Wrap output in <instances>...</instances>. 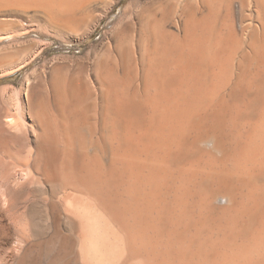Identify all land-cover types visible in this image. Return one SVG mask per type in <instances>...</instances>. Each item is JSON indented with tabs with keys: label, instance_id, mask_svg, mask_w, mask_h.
<instances>
[{
	"label": "rangeland",
	"instance_id": "374dc122",
	"mask_svg": "<svg viewBox=\"0 0 264 264\" xmlns=\"http://www.w3.org/2000/svg\"><path fill=\"white\" fill-rule=\"evenodd\" d=\"M259 4V0H0V160L2 159L0 161V170L3 173L5 172L6 167V171H9L7 166L10 164L9 161H12L13 164L16 162L20 165V158L25 161V156L30 155L31 151H34L35 144L32 137H30V134L25 133L23 135L19 131H13V129H10L6 123L8 120L7 117L15 114L17 116L18 113L20 118H27V121H32L34 119L33 115L28 114L30 110L26 109V105L29 101L28 98H35V100L46 102L47 98H121L123 96L124 98H128L127 95L131 94L135 98H143V100L145 98V101L148 98L149 100H152L151 102H153V105L151 104L150 107L152 108V113L156 111L158 113V108L155 111L154 108L156 107L153 108L152 106L160 100L158 102L159 104H156L155 106L158 105V107H161L162 103L160 102H162V100L163 102H166V100L169 98L171 99V96L173 95L175 97L177 96L176 98H173L174 102H172V99L168 101H171V104L175 103V101L176 103L172 106L167 102V106L175 108V106H177L176 104L179 94L174 90L171 91L174 92L172 95H170V92L167 94L168 92L166 91L165 94L163 90L164 84H162L163 77H161L160 80L156 76L158 75V69L155 68V65L162 57L161 52H164L167 47H169L170 50L172 49L169 46L170 44L174 43L172 44L173 46L175 45L173 48L174 50L179 44V39L180 45L184 43V39L182 40L185 35V33H183L185 31L184 27L186 26L184 25V23L186 24L184 20L190 16V10L192 8L200 7V10L202 11L197 10V13L196 10L193 9L197 13L196 18L199 16L197 19H200L202 16H208L204 19L211 17L216 20L214 25L217 24L215 25V27L217 26L216 30H218L219 33L217 35L219 37L223 36L222 38L225 36V38L229 39V51L226 49L227 51L224 50V53L221 52L222 57L220 56V59L222 60L218 63H222V61L225 60V64H223L227 65L226 63H229V59L226 62V58L223 59V56L228 55L233 49L237 52L234 51L237 56L235 58H239L240 60L242 57L241 60H244L242 63L240 61V64L238 59L237 61H234L236 67L234 66V63L230 66L231 70H229L228 77L226 76V78L230 77L231 72H233L231 76L235 77H231V80L223 79V82L221 80L222 90L220 88V94L222 95H217L218 98L216 97L217 101L215 100L216 103H213L214 106L211 105L212 107L209 106V108H204V111H201L203 112L202 114L200 112L199 115H203V118L199 119L200 117H198L196 118L197 122H193L195 127L197 129L199 128L201 131L199 132L194 126L189 128L183 137L185 145H176L181 151V154L175 156L176 160L174 161L173 159L174 163L173 161L171 162L172 164L167 163L169 164V166L166 165L168 170L165 169L163 164L161 165L166 172H169V168L173 170L172 172L170 170L171 173L169 172L170 175L167 177L169 179L168 181L166 177L164 178L166 184L160 187L161 190L157 189V187H159V185L161 186L162 183L160 180L163 178H160L158 173L162 174L164 171L162 170L163 172L161 173L160 169V172L158 169H155V171L158 170L155 176L156 179L159 177V181H157L158 185L155 187L156 191L154 190V193L155 196L156 194L158 196V194H160L158 190H160V192L163 191L162 194H160L162 196L159 195L158 199L164 197V199H159L164 203L162 201H154L157 207L155 209L154 205L155 210L153 211V214H155L152 216L154 219H152V225L149 229V231L151 230V235L148 232L149 237L151 236L152 238L148 237L146 242L150 243V241L153 240V243L151 242L145 248L144 246L146 244H143L142 242L135 244L132 248L127 246V244L124 243V232L119 224L112 218L108 217L110 215L105 211H100L98 208L96 209L95 217H93L91 221V225H87L88 230L85 225L86 222L84 223L80 219H78L77 232H75L74 227L64 215L62 219L55 220L53 217L52 220L54 211L53 207H50V205L53 203L54 196L49 185L46 183L38 185L25 179H23V181L22 178H19L21 179L20 182L17 181L19 179L15 178L17 176L15 170L18 168V165H15L14 168H10V172L14 169L12 172H14V174L16 173L15 175L13 174L15 179L12 180V172H9V175L6 173L7 176H12L10 177L12 181L8 179L9 177H5L4 175V179L7 178L8 181L10 180L9 182L6 180L10 184L3 179H0V181H2L0 184L2 187H0V264H142V262L145 264H181V262L183 264V262H186L184 264H188L187 259H190L191 257H183L182 254L186 250L185 248L189 245H192L189 246V250H191L190 247H192V251L195 253L199 248L202 249L205 245V247H208L207 249H209L207 250L204 247L206 250H198L194 255H201L200 259L199 256L198 258H191L192 260L190 261L192 264L195 262L193 261L195 259L197 264L200 262L203 264V261L201 260L203 258L205 260L211 258V260H209L210 262L204 260L205 264H211L213 259H220L216 257L222 258L220 259V262L218 261L216 264H221V261L224 258V261H226L227 264L229 258L227 259L226 257L230 256V249H232L231 245L233 244L230 243L231 230L228 228L229 221L226 219H230V216L232 217L234 214L233 217H237L236 219H238L236 220V222L238 221L236 223V225H238L236 226L238 230H235V233L237 231V234L235 235V245H233V247H238V244L245 243L246 240L251 241L259 234L260 229L264 228V199L262 202H259L256 201V197L260 196V193H262L261 196H264V158L251 165L253 172L246 169L241 170L239 172L240 175H237L238 177L235 175L231 181L232 184L230 188L232 190L230 189L228 193L222 191V182H219L221 179L219 176L221 172L225 170H233L232 168H234L239 160L238 158H240V149H242L240 147H243L247 138L256 131L261 124L260 122L264 119V53L258 58L249 55L250 44L252 43L254 35L261 33L260 24L264 15ZM67 6L69 8H67ZM203 17L202 21L204 20ZM213 19L212 21H208L214 22ZM198 30H200V32L198 31L197 33H203L204 31L201 28ZM176 37H179V39L177 40ZM176 42L178 43L176 44ZM213 44L215 43H211V52L212 47H215ZM230 47L232 49H230ZM217 48L218 47L215 49L213 48L216 53L219 50V48ZM246 51L248 55L246 53L245 56ZM159 52L161 54H159ZM156 54L159 58H157L158 56H156ZM242 55L247 57V59H243ZM248 57L252 59H249ZM233 60L234 58L232 61ZM151 62H153V64ZM218 63L212 66L210 70L211 73L209 80L212 83H216L215 74L221 69ZM237 64L239 65L237 66ZM229 65L227 67H229ZM232 66H234L235 75ZM172 68L173 70L176 68L173 62L170 65V71H173ZM145 71L148 74H146ZM213 72L215 74H213ZM237 77L238 79H236ZM119 79L120 81H117ZM226 80L230 81L226 82ZM216 81L219 83L218 80ZM225 83L226 85H224ZM128 84L129 86L132 84V88H130ZM222 84L224 87H222ZM144 87L145 89H143ZM72 88L73 90H71ZM20 102H23V105L25 102V105L23 106L22 103L19 104ZM227 102L229 105L233 106L235 112L233 115L229 116L225 123L228 127L226 125H218L219 127H217V135H219L218 133H220V131L222 132V128L224 131L229 129L226 132V135L224 132L220 133L221 135L218 136V138L220 137L227 140L226 147L221 148L217 143V136L206 137L205 131L210 130L207 129L209 123L210 126L211 124L214 125L212 122V115L214 112L212 110L214 109V111H216L217 109L222 108ZM17 108L21 109L17 110ZM237 112L238 115L236 114ZM208 116H210V120L212 119L211 121ZM231 120L232 123H230ZM257 123H259V125ZM212 127L214 128V126ZM190 129L191 131H189ZM230 131L231 134L229 133ZM202 133H204L203 135L206 138L200 136ZM241 134L242 136L240 138L239 136ZM4 148L5 151H3ZM9 151L12 152L10 153ZM3 152L5 154L8 152L11 157L8 153V155H5ZM17 153H19L20 156ZM110 154L111 151L109 152V157ZM22 156L25 159H22ZM14 158H18L19 161ZM217 164L220 165L218 166ZM210 170H213L214 172H211ZM246 171L247 173H251L245 174ZM2 172L0 175H3ZM241 172L244 176L241 175ZM180 174L183 175V177H181ZM214 174L218 175L215 176ZM163 175L166 174L163 173ZM184 176H187L186 178L188 181L185 180L186 178ZM0 178L3 177L0 176ZM212 180L216 183H213ZM15 181H17L18 184ZM177 183L180 184L177 185ZM7 185H9V187ZM169 185H171L170 188ZM179 186H181L182 190L183 187L186 190L182 191ZM219 186H221L220 189ZM251 187H253L252 191H255L256 193L249 191V189H252ZM181 191L182 193L185 192L184 196L178 195L182 194ZM164 193L167 194L165 195ZM253 193H255V197ZM177 196L181 198L179 199ZM89 199L94 203L95 200L92 197ZM168 199L172 202L170 203ZM189 199L190 201H188ZM167 203L168 205H166ZM161 206H165L166 208ZM205 207H208V209L206 210ZM260 207H262L263 211L258 217L256 212L250 214L246 213L248 210L250 211L251 208L253 211L260 209ZM167 208H169L168 210L170 211H168ZM171 208H173V211ZM199 210L200 213L198 212ZM158 213L160 217L157 215ZM251 214L255 215L251 216ZM182 215L187 216H183V218ZM207 215L210 216L208 217ZM243 217L244 219H241ZM158 219L161 221L159 222ZM162 219L167 222L162 221ZM209 219L212 221L210 222ZM204 220L206 222L208 221V224L205 222L206 226ZM106 221L109 222L107 223ZM185 222L187 228L188 226H190V228L184 229L186 227ZM190 222L192 225L189 224ZM210 223L212 224L210 225ZM158 224L161 226H158ZM226 224L228 229L226 228ZM197 225L199 226V230ZM136 230L140 231L141 229L137 227ZM136 230L135 233H139L137 235H140L141 232H137ZM195 231L199 233H195ZM160 233L164 234L163 236L166 239H163V236ZM189 233H192V235L195 233V236H191ZM166 235H169L168 238H170V240ZM76 237H78L76 240L78 243L74 248L73 240ZM193 237L197 238L195 239ZM203 237H205V239ZM187 238L188 240L185 242ZM236 240L238 241L236 242ZM202 242H204L203 245ZM161 243L164 247L161 246ZM141 244H143L142 248L140 246ZM137 246L141 248L142 253L139 252L140 250ZM135 248H137L138 251H136ZM148 248L149 250H147ZM210 250L212 252L216 250L218 251L215 253V257L212 252L210 253ZM205 251L208 252L206 253ZM138 252L139 254H137ZM188 252L193 255V252ZM204 252L206 255L210 253L209 255L211 257H202ZM127 253L131 254L129 255V258ZM150 253L152 259L148 260L151 258ZM185 253L186 252H184V254ZM227 253H229L228 256L226 255ZM132 254L135 255L133 256ZM154 254L156 255V259L153 257L155 256ZM173 258H176L177 261ZM182 258H186V261H183L184 259L182 260ZM260 258L261 257L257 256L256 260ZM253 259L251 258L252 261ZM197 260H199V262ZM256 260L254 259L255 262L253 261L255 264L258 263ZM224 261H222V264H225ZM196 262L194 264H196ZM258 264H264V258H261V261H259Z\"/></svg>",
	"mask_w": 264,
	"mask_h": 264
},
{
	"label": "bare ground",
	"instance_id": "6f19581e",
	"mask_svg": "<svg viewBox=\"0 0 264 264\" xmlns=\"http://www.w3.org/2000/svg\"><path fill=\"white\" fill-rule=\"evenodd\" d=\"M259 2H260L259 6H260L261 11L263 12V15H264V0H259ZM64 6H65V4H64ZM68 6H67V8H69ZM50 8H52V7H50ZM195 8L191 9L192 12L189 9L190 10V16L188 15L189 17L186 18V20H184V22H186V24L184 23V25H186V26L184 27L185 31L183 32V33H185V35L182 38V40L184 39L183 40L184 43L182 45H180V39H179L180 36L178 38L176 37L177 40L179 39V41H178L179 44L177 46L179 48L176 47L173 50L175 45L173 46L172 44H174V43H172L170 45L168 44L172 49L170 50L169 47H167L165 49L167 51L164 50V52H161L162 54L159 52V54H161L162 57L157 61V63L155 61H153L154 63H156L155 68L158 69V75H156V76L159 79L161 77H163V83L162 84H164V87H163L164 92L165 91L168 92L167 94H169V92H170L171 93L170 95H172L174 92H171V91L174 90L176 93L179 94L178 95L179 98H178L177 104H176L177 106H175V108H173L172 106H173V104L176 103V101L173 104H171V103L174 102L173 98H176L177 96L175 97L173 95H172L173 97L171 96V99L173 100L172 102L168 101V100H171L170 98L168 100H166V102H163V100H162V102H160V103H162V106L158 107V105L155 106L156 104H159L158 102L160 100H158V102L156 104H154V106H152L153 108L156 107V108H154L155 111L158 108V113H157V111L152 113V108H150L151 104L153 103V102H151L152 100H149V98H148L146 100L147 101L146 102L145 98H144V100H143V98H141V99L135 98L133 95L128 94V93H127L128 98H124V96L121 98H114V97L113 98H71V97L70 98H47L46 102H41V100L40 101L35 100V98H28L29 101L26 105L27 106L26 109L30 110L29 112H31V113L28 112V114L33 115L34 119L32 121H27L28 120L27 118H25V119L20 118V115L17 112L18 113L17 116L15 114V115L7 117L8 120L6 123L8 124V127L10 129H13V131L14 130H16L17 132L19 131L23 135L25 133L30 134V137H32L33 142L35 144L34 151H31L30 155L25 156V158H26L25 161L21 160V158H20V161L18 160V158H14L15 160L17 159V161H19L20 165H18L16 162H14L15 164H13L12 161H9L10 164H8L9 162L7 163L9 171L8 172L6 171L7 167H6L5 172H4L5 174L0 170L3 174V175H0L3 177L0 179H3L4 181H6V180L8 181V179H10V177L13 176L12 180L15 178H17V179L22 178V180L25 179V180L31 181L32 183L38 184V185H40L42 183H46L47 185H49V188L51 189V192L54 196L53 203L50 205V207L51 206L53 207V211H54L53 216L51 215L52 220H53V217L55 220L62 219V217L64 215V217H66L69 220V222L72 224V226L74 227L75 232L78 231L77 230L78 229V219H80L84 223L86 222V224H85L86 226L88 224L91 225V221H92L93 217H95L96 209L98 208V210H100V211H105L110 216H108L107 214H105V215L112 218L113 220H115V222H117L119 224V226L122 228V230L124 232V237H125L124 243L127 244V246L132 248V247H134L135 244H138L139 242L146 244L144 246V248L146 246H148V244H150L153 241L152 240V241H150V243L149 242L146 243L147 238L149 237V234L151 232V230L149 231V229L151 228V225H152L151 221H152V219H154V218H152V216L155 214V213L153 214V211L157 207V205H155L154 201H156V200L159 202L162 201V200H159L161 197L158 199L159 195L162 194V192H163V191L160 192V190H161L160 187H162V185L164 186L166 184L164 182V181H166V180H164V178L165 177L167 178L170 175L169 172H170L171 168H169L170 169L169 172H166L165 169H167V166H169V164H172L171 162L173 161V159H174V161L176 160L175 156H179L181 154V151L177 148L176 145L177 144L181 145V146L185 145V141H183V139H184L183 137H184L185 132L189 128H191L192 126L195 127L193 122H195L197 120L196 118H198V117H200L199 119L203 118V115L202 116L199 115L200 112L204 108L206 109V107L209 108V106L213 105V103L216 100V97L218 98L217 95H219L221 93V91H220L221 80L223 82V79L228 80L231 77H235V76H231L233 73V72H231L230 77L226 78L229 70H231L230 66L233 63L235 66L234 61H237V59L239 60V58H235V57H237L236 56L237 52L233 49V51L231 50V52H229L228 55L223 56V59L226 58V62L229 59V63L228 62L226 63L227 65H224L225 60L222 61V63H218V62H221L220 60H222V59H220V56L222 57L221 52H223L226 49L229 51V49H228L230 46V43L228 41L229 39L225 38V36H224V38H222L223 36L219 37L217 35V34H219L218 30H216L217 26L215 27V25H217V24L214 25L216 20L211 18L210 15H209V17L211 19L210 18L204 19L208 16H205V17L202 16L204 19L203 21H202V17H200L201 20L197 19L199 17L198 16L196 18L197 13H198L197 10H200V7H195ZM193 9L196 10L197 13ZM212 19L214 22H211ZM208 20H211V21H208ZM261 21H262L260 24L261 25V33L258 35L255 34L253 39H252V43L250 44L251 46L249 45L250 46L249 55L251 57H254V58H258L260 55H262V53H264V17H263V20H261ZM202 27H204V28H202ZM184 28H183V30H184ZM199 28L204 30L203 33H197L198 31L200 32V30H198ZM178 42H176V44ZM212 42L215 43V44H213V46L215 45V47H212L213 55H212V52L210 51ZM216 47L219 48L217 53L214 52V50H213V48L215 49ZM230 49H232V48L230 47ZM247 51L245 52V56H246ZM234 53H235V56H234ZM247 55H248V53H247ZM156 56H158V55L156 54ZM228 56H229V58H228ZM242 56H243V59H245V58L247 59V57H245L244 55H242ZM157 58H159V56ZM233 58H234V60L232 61ZM248 58L252 59L250 57H248ZM230 59H231V61H230ZM241 59H242V57L239 60V64H240V61H241V63L244 61V60L242 61ZM153 62H151V63L153 64ZM172 62L174 63L176 68H175V70H173V68H172L173 71H170L169 68H170V65ZM216 63L219 64V67L221 69L217 74H215L214 72H213V74H215V78H216V80L219 81V83L216 80H215L216 83H212L209 80L210 73H211L210 70H211L212 66L216 65ZM220 64L222 67L220 66ZM239 64H237V66ZM228 65H229V67H227ZM234 66H232V69H233L234 75H235V70L233 68ZM228 68H230V69H228ZM151 72H152V70H151ZM146 74H148V73L146 72ZM131 75H132V72H131ZM155 79H156V77H155ZM233 79H235V78H233ZM236 79H238V77ZM227 80H226V82H229L231 79L229 81H227ZM117 81H120V79ZM130 82H131V80H130ZM145 83H147V82H145ZM104 84H105V82H104ZM132 84H134V83H132ZM132 84H130V86L128 84V86L130 88H132ZM224 85H226V83ZM106 86H108V85H106ZM150 86H152V85H150ZM222 87H224L223 84H222ZM109 89H110V87H109ZM143 89H145V87ZM71 90H73V88ZM127 90L130 91L129 89H127ZM221 90H222V88H221ZM166 92H165V94H166ZM132 94H133V92H132ZM103 95H104V93H103ZM134 95H136V94H134ZM220 95H222V94H220ZM214 96H215V98H214ZM158 98L161 99L160 97H158ZM23 99H22V101H23ZM167 102L169 103V105L170 104L172 105L171 106L172 108L167 106L168 105ZM21 103L23 105V102H20L19 104H21ZM165 103H167V104H165ZM226 104L222 108L217 109L216 111H214V109L213 110L211 109L214 112V114L212 115L213 120L211 119L212 122L214 123V125L211 124V126H210V123L208 124L209 127L207 126L208 128L207 127L206 128L210 129V130L205 131L206 137L207 136L208 137L217 136V138H218V136L221 135L220 133H224V132H225L224 134L226 135V132L229 129L227 131H224L222 128V132L220 131V133H218L219 135H217L218 131L216 132L217 127H219L220 125H226L227 126V124H225L226 121L228 120L229 116L233 115L235 112L232 105H229V103L227 105ZM231 104H232V102H231ZM24 105H25V102H24ZM18 106H20V105H18ZM236 106H238V105H236ZM18 109L20 110L21 108H17V110ZM239 111H240V109H239ZM23 112H24V110H23ZM238 112L236 113L237 115H238ZM20 113H22V112H20ZM202 113L203 112H201V114ZM242 114H243V112H242ZM18 115H19V117H18ZM25 115H26V113H25ZM208 117L210 120V116H208ZM232 120L230 123H232ZM260 123H261L260 125H259V123H257L259 125V127L256 129L255 132H253V133L251 132L252 135H250V137L247 136L248 138H247L245 144L243 145V147H240V148H242V149H240L241 150L240 151V158H238L239 160L236 159V160H238V162L236 163L234 168L231 167L233 170H231V171L225 170V171L221 172V174L219 173L220 174L219 176L221 177V179H220L221 181L219 180V182L220 183L222 182V191L223 192L228 193L230 191L232 179L234 178L235 175L237 176L241 170L248 169L249 171H252L251 165L254 162L264 158V119ZM212 126H214V128ZM226 126H224V127H226ZM197 130L199 132L201 131V130H199V128ZM236 130H237V128H236ZM189 131H191V129ZM198 131H196V132H198ZM203 131H204V129H203ZM231 131H234V130H231ZM231 131L229 132L230 134H231ZM12 134H13V132H12ZM203 134L204 133L200 134V136H202V138L205 137ZM241 136H242V134L239 137L241 138ZM186 138H188V137H186ZM242 139H243V137H242ZM217 143H218L219 147L224 148V147H226L225 145L227 143V140H224L223 138L219 137ZM3 151H5V148ZM22 151H23V149H22ZM110 151H111V154L109 157ZM17 154H19V153H17ZM15 155H16V153H15ZM9 156H10V154H9ZM16 156L18 157V155H16ZM19 156H20V154H19ZM23 158L24 157L22 156V159ZM213 159H214V157H213ZM174 161H173V163H174ZM167 163H169V164H167ZM220 163H221V161H220ZM162 164H163V166H165L164 170L161 166ZM9 165H11V166H9ZM15 165L16 166L18 165L17 166L18 168L15 170L17 173V176L15 177L14 175L16 173L14 174V172H12L14 169L11 171L12 176H7L6 173H8V175H9V172L12 169L11 167L14 168ZM174 167H175V165H174ZM155 169H158V170L160 169L161 173L164 171L163 173L166 174V175H163V173L162 174L158 173L159 174L158 176H160V178L161 177L163 178L160 180L162 184L160 183L161 186L159 185V187H157V185H158L157 181H159L158 180L159 177H158V179H156V176H155V174L158 172V170L155 171ZM160 170H159V172H160ZM172 171L173 170H171V172ZM211 172H209V173H211ZM177 173H179V172H177ZM246 173H247V171L245 172V174ZM250 173H247V174H250ZM4 175H5V177L7 176L9 178L4 179ZM217 175H215V176H217ZM241 175L244 176L242 174V172H241ZM181 177H183V175H181ZM172 179H174V178H172ZM213 179H214V177H213ZM20 180L21 179H19L17 181L20 182ZM162 180H163V182H162ZM168 180L169 179L167 178V181ZM185 180L188 181L187 178ZM185 180H183V181H185ZM17 181H15V182H17ZM195 182H196V180H195ZM212 182H213V180H212ZM212 182H211V184H212ZM1 183H2V181H0V184ZM200 183H201V181H200ZM213 183H216V182H213ZM8 184H10V183H8ZM17 184H18V182H17ZM179 184L177 183V185H179ZM171 185L173 186V184H171ZM171 185H169V188L171 187ZM4 186H5V184H4ZM7 186L9 187V185H7ZM155 187H157V189H160V190H158L160 193V194H158V196H157V194L155 196V193H154V190L156 191ZM173 187H175V186H173ZM179 187L182 190L181 186H179ZM220 187L221 186H219V189H220ZM260 187H262V186H260ZM3 188H6V187H3ZM251 188L252 189L251 190L249 189V191L253 190V187H251ZM260 189H262V188H260ZM183 190L185 191L186 189L183 187ZM203 190H204V188H203ZM170 191H171V189H170ZM182 191H181V193H182ZM175 192H176V190H175ZM177 192H178V190H177ZM213 192H214V190H213ZM223 192H221V193H223ZM252 192H255V191H252ZM184 193H182V194L177 193V194L179 196L180 195L184 196ZM255 193H253L254 197H255ZM164 194H163V196H164ZM250 194H252V193H250ZM261 194L262 193H260V196L256 197V201H259V202L263 201L264 196H261ZM50 196H51V194H50ZM160 196H162V195H160ZM91 197L95 200L94 203H92L90 201L89 198H91ZM254 197H253V199H254ZM50 199H51V197H50ZM161 199H164V197ZM182 200H184V199H182ZM206 200H207V198H206ZM188 201H190V199ZM188 201H187V205H188ZM210 201H211V199H210ZM159 202H157V203H159ZM169 202H170V200H169ZM209 204H211V203H209ZM154 205H155V209H154ZM166 205H168V203ZM165 206L164 207L161 206V207L166 208ZM173 208H171L172 211H173ZM186 208H187V206H186ZM168 209L169 208H167V210ZM201 209H203V208H201ZM205 209L207 210L208 207H205ZM194 210H196V209H194ZM168 211H170V210H168ZM168 211H166V212H168ZM262 211H263L262 207H260V209H256L253 211L251 208L250 211L248 210V212H246V213L250 214V213L256 212L257 217H258V215L261 214ZM198 212L200 213V210ZM244 212H245V209H244ZM194 213H195V211H194ZM202 213H203V211H202ZM160 214H161V212H160ZM210 214H211V211H210ZM157 215H159V213ZM203 215H204V213H203ZM254 215L255 214H253V215L251 214V216H254ZM183 216H185V215H182V217ZM233 216L232 217L230 216V219H226V220L229 221L228 222L229 223L228 228H229V230H231V242L230 243L235 245L234 240H235V235L237 234V231L235 233V230H238L236 227V226H238V225H236V223L238 221L236 222V220H238V219H236L237 217L234 218ZM159 217H160V215H159ZM212 217H214V216H212ZM226 218H227V216H226ZM169 219H171V218H169ZM188 219H191V218H188ZM241 219H244V217ZM255 219H257V218H255ZM166 220H167V218H166ZM160 221L161 220H159V222ZM162 221H164V219H162ZM190 221H192V220H190ZM211 221L212 220H210V222ZM164 222H167V221H164ZM164 222H162V223H164ZM205 222L206 221L204 220V224H205ZM176 223H177V221H176ZM170 224H173V223H170ZM185 224H186V222H185ZM189 224H191V222ZM211 224L212 223H210V225ZM227 224H226V228H227ZM159 225L160 224H158V226ZM88 226H87V230H88ZM116 226H118V225H116ZM205 226H206V224H205ZM137 227H139L141 230L137 231L136 230ZM202 227H204V226H202ZM186 228H187V224H186V227L184 229H186ZM188 228H190V226H188ZM197 228L199 230V226ZM159 229H160V227H159ZM227 229H226V231H227ZM135 230L137 232H141L140 235H137L139 233H135ZM84 231H85V229H84ZM165 231H166V229H165ZM148 232H149V234H148ZM196 232L197 231H195V233ZM195 233H194V235H192V233H189V234H191V236H195ZM197 233H199V232H197ZM115 234H117V233H115ZM160 234H162V233H160ZM170 234H172V233H170ZM202 234H203V232H202ZM163 235L164 234H162V236ZM191 236H190V238H191ZM157 237H158V235H157ZM168 237H169V235L167 236V238ZM162 238L166 239V238H164V236ZM193 238H195V237H193ZM203 238L205 239V237H203ZM211 238H213V237H211ZM77 239H78V237H76L73 240L74 241L73 242L74 248L76 247V245L78 243V241H76ZM168 239L170 240V238H168ZM191 239H190V241L192 242ZM198 239H199V237H198ZM187 240H188V238L186 239L185 242H187ZM237 241L238 240H236V242ZM162 242L164 243L163 240H162ZM143 244L140 245L141 248H142ZM158 244H160V243H158ZM203 244H204V242H202V245ZM241 244H238L239 246L238 247L236 246L237 248L235 246L233 247V245H231L232 249H230L231 250L230 256H228L229 253L226 254L228 256L226 258L227 259L229 258V260H230V261L227 260V262H228L227 264H229V263L230 264H255L254 259L256 260L257 256L264 258V228L260 229L259 234L256 235L253 240H251V241L246 240L245 243H241ZM214 245H215V243H214ZM161 246H162V243H161ZM175 246H174V248H175ZM189 246H192V245H189ZM189 246L187 247L188 249L185 248L186 250L184 252H186L185 253L186 255L183 252V254H182L183 257L189 256L192 259L198 258L199 255H194V254H196L198 252V250L200 251L201 248H199L197 250V252L195 253L194 251H192V247H190L191 250H189ZM205 246H203V248H202L203 251L205 248L206 249L208 248ZM137 247H139V246H137ZM162 247H164V246H162ZM197 247H199V246H197ZM141 248L139 247V250H140L139 252L142 251ZM135 249H136V251H138L137 248H135ZM155 249H157V248H155ZM147 250H149V248ZM173 250H172V252H173ZM207 250H209V249H207ZM188 251L193 252V255L189 254ZM27 252H29V251H27ZM139 252L137 254H139ZM153 252H152V254H153ZM205 252H204L205 255L203 254L202 257L203 256H206L207 258L211 257L209 255L212 252L211 250H210V253L207 254L209 256L206 255V253L208 251L206 253ZM216 252H218V251L216 250V251L212 252L214 257H215ZM60 254H62V253H60ZM129 255H131V254L129 253L127 255L128 258H129ZM150 255H151V253H150ZM223 255H225V254H223ZM200 256H199V259H200ZM213 256H212V258H213ZM216 256H217V254H216ZM255 256H256V258H255ZM123 257L126 258L125 256H123ZM150 257L151 258H149L148 260L152 259V255ZM153 257H155L154 259H156V255ZM164 257H165V255H164ZM172 257H174V256H172ZM167 258H169V257H167ZM191 258L187 259L188 264H192L190 261V260H192ZM216 258L222 259L221 257H216ZM251 258L252 259L254 258L253 259L254 262L251 260ZM261 258L258 260L261 261ZM140 259H141V257H140ZM173 259L176 260V258H173ZM220 259L219 260L213 259V262L215 261L214 263L216 264V263H218V261L220 262ZM224 259L222 261H224ZM182 260L186 261V258H182ZM201 260L203 261V264H205V262H204L205 259L203 258ZM209 260H211V258L210 259L208 258L207 261H209ZM258 260H256V262L259 263ZM159 261H160V259H159ZM170 261H171V259H170ZM193 261L196 262V259ZM197 261L199 262V260H197ZM222 261H221V264H222ZM145 262H147V261H145ZM224 262L226 264V261H224ZM143 263L144 262H142V264ZM160 263H162V262H160ZM184 263H186V262H183V264ZM258 263H256V264H258ZM181 264H182V262H181ZM196 264H197V262H196ZM199 264H201V262Z\"/></svg>",
	"mask_w": 264,
	"mask_h": 264
}]
</instances>
